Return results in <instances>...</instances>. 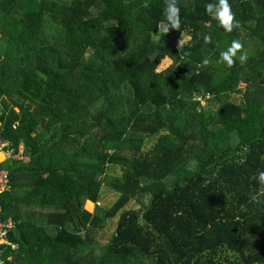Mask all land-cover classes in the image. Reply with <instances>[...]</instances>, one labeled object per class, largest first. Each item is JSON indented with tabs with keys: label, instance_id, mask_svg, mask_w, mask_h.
I'll return each instance as SVG.
<instances>
[{
	"label": "trees",
	"instance_id": "1",
	"mask_svg": "<svg viewBox=\"0 0 264 264\" xmlns=\"http://www.w3.org/2000/svg\"><path fill=\"white\" fill-rule=\"evenodd\" d=\"M177 2L157 39L164 0H0V139L23 150L0 154V264H264V0H229L231 33ZM233 40L243 66L219 61Z\"/></svg>",
	"mask_w": 264,
	"mask_h": 264
},
{
	"label": "clouds",
	"instance_id": "2",
	"mask_svg": "<svg viewBox=\"0 0 264 264\" xmlns=\"http://www.w3.org/2000/svg\"><path fill=\"white\" fill-rule=\"evenodd\" d=\"M147 3L145 7H147ZM181 10L177 0H164L163 20L157 23L159 34H167L171 29H180L181 27ZM206 12L211 15L224 31L231 33L234 28L239 27V21L236 20L235 14L232 11L229 0H214L206 4ZM189 37L183 35L179 42L180 50L184 44L188 43ZM205 43L211 42V36L205 35L203 37ZM244 48L240 40H233L231 44L219 54V61L225 63L228 67H232L235 63L239 62L241 66L245 65L248 61V53L242 51ZM209 59L204 58L201 61V66H207ZM255 180L261 186L262 194H264V170H258ZM256 199V197H253Z\"/></svg>",
	"mask_w": 264,
	"mask_h": 264
},
{
	"label": "rangeland",
	"instance_id": "3",
	"mask_svg": "<svg viewBox=\"0 0 264 264\" xmlns=\"http://www.w3.org/2000/svg\"><path fill=\"white\" fill-rule=\"evenodd\" d=\"M98 9L95 8L93 10L94 13H96L98 11ZM155 37L157 39H161V38L164 37V34L163 33H160L159 34V32H158L155 35ZM171 63H172V60L170 58L164 59L162 61L161 65L158 67V71H161V70L166 69L168 66H170ZM241 95H242V91H239V92L233 94L231 96V98L233 100L239 102ZM203 105L207 106V102L205 101L203 103ZM3 143L4 142L0 139V150L2 149L1 147L3 146ZM154 143H155V139H153L152 141H149L146 144L145 150L150 149L154 145ZM0 154H4V153L2 151H0ZM5 157H8L7 154H6ZM108 173L110 175H119V174H121V168L119 166H117V165H111L109 167ZM118 196H119V194L117 192H115L112 189V187L109 186L108 183H106L104 185L103 189H102V193H101L99 202H97V203H95V202L91 203V202L86 201L85 208L88 211H90V212H94L95 209H96V207L98 205L101 206V207H104V208H110L114 204V202L117 200ZM130 206L139 207L140 205L137 204L135 201H132L131 204H130ZM118 220H119V216H117L114 219H111V220L107 221L106 224L100 230H98V232L96 233V236H97L98 240L102 244H106L110 240L112 234L116 230ZM147 264H150V261H147Z\"/></svg>",
	"mask_w": 264,
	"mask_h": 264
},
{
	"label": "built area",
	"instance_id": "4",
	"mask_svg": "<svg viewBox=\"0 0 264 264\" xmlns=\"http://www.w3.org/2000/svg\"><path fill=\"white\" fill-rule=\"evenodd\" d=\"M9 144L4 142L3 146L1 147L6 154L9 157H15V158H23L22 152L23 150L20 149L18 153H15L14 150H4L5 147H8ZM10 177L9 172L7 170H0V194L8 189L10 187L9 185ZM15 226V223L12 219H8L7 221L2 220L0 216V244L6 241V236L10 229H12Z\"/></svg>",
	"mask_w": 264,
	"mask_h": 264
},
{
	"label": "crops",
	"instance_id": "5",
	"mask_svg": "<svg viewBox=\"0 0 264 264\" xmlns=\"http://www.w3.org/2000/svg\"><path fill=\"white\" fill-rule=\"evenodd\" d=\"M8 157L5 158V160L7 159ZM6 242V241H5Z\"/></svg>",
	"mask_w": 264,
	"mask_h": 264
},
{
	"label": "bare ground",
	"instance_id": "6",
	"mask_svg": "<svg viewBox=\"0 0 264 264\" xmlns=\"http://www.w3.org/2000/svg\"><path fill=\"white\" fill-rule=\"evenodd\" d=\"M1 151V150H0Z\"/></svg>",
	"mask_w": 264,
	"mask_h": 264
}]
</instances>
